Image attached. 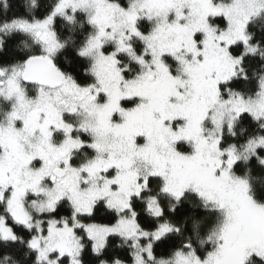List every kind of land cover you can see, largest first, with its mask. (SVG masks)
Wrapping results in <instances>:
<instances>
[{
	"label": "snow or ice",
	"instance_id": "snow-or-ice-1",
	"mask_svg": "<svg viewBox=\"0 0 264 264\" xmlns=\"http://www.w3.org/2000/svg\"><path fill=\"white\" fill-rule=\"evenodd\" d=\"M0 264H264V0H0Z\"/></svg>",
	"mask_w": 264,
	"mask_h": 264
}]
</instances>
